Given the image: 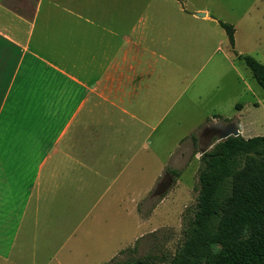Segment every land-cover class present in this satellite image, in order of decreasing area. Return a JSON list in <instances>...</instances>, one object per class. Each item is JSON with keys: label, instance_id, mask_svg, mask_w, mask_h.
Wrapping results in <instances>:
<instances>
[{"label": "crops", "instance_id": "0c3cea01", "mask_svg": "<svg viewBox=\"0 0 264 264\" xmlns=\"http://www.w3.org/2000/svg\"><path fill=\"white\" fill-rule=\"evenodd\" d=\"M202 10L0 0V258L16 249V264L27 252L61 264V252H76L81 219L97 211L103 227L105 218L140 216L136 204L207 123L236 120L239 134L247 130L244 104L230 119L219 113L240 92H223V60L249 90L230 57L247 53L235 39L223 51ZM148 178L143 194L133 189Z\"/></svg>", "mask_w": 264, "mask_h": 264}, {"label": "rangeland", "instance_id": "374dc122", "mask_svg": "<svg viewBox=\"0 0 264 264\" xmlns=\"http://www.w3.org/2000/svg\"><path fill=\"white\" fill-rule=\"evenodd\" d=\"M147 0H124V2H145ZM153 3L171 2V4H182L189 11L203 9L208 11L214 19L212 25L213 38L218 40L221 36V47L223 51L228 50V40L225 31L218 21H226L233 24L235 28L234 50L254 56L264 64V0H149ZM13 3V1H10ZM196 25V24H192ZM209 33H207L208 35ZM216 36V37H215ZM235 62L237 70L244 78L249 90L241 91L242 82L236 80V73L232 69L230 62L223 60L220 83L223 85V92L233 97L235 92L240 91L234 103L222 100L220 115L230 119L236 112L239 105L243 106L244 112L241 121L246 123L247 130L242 131L243 137L264 135V89L256 82L250 69L242 60ZM230 59V60H231ZM217 82V81H216ZM238 104V105H237ZM199 131V130H198ZM198 131L196 134H198ZM210 142L209 149L212 147ZM204 147V141L199 139L185 140L181 146L175 150L173 155V169L176 174L163 172L154 184L143 195L141 201L136 204L140 213L132 212L124 217L103 219L104 225L100 227V222L93 217L83 218L79 221L78 244L76 252L72 258L67 259L65 252L58 256L61 264H104L114 259L124 261L135 257L148 256L153 260L169 263L175 253L182 246L184 241V228L187 221L192 218L195 210L198 195V171L202 167L200 159V149ZM182 154V155H181ZM165 155V154H164ZM159 152L158 166L161 160L165 159ZM168 169V168H167ZM172 170V168L169 167ZM153 174V169L150 172ZM169 174L172 178L170 187L161 195H154L153 190L159 180ZM142 187L133 188L136 191L142 190L144 193L147 185H150L151 178L145 179ZM149 187V186H148ZM137 195V194H136ZM132 203H125L126 211L130 212ZM137 223V219H140ZM141 233V234H140ZM124 249L115 254L121 245ZM135 250H132L134 248ZM33 252H27L25 264H44L43 258L35 256L31 259ZM115 254V255H114ZM16 249L13 257L8 260L0 258V264H16ZM20 260H23L20 259ZM57 260H52L50 264H56Z\"/></svg>", "mask_w": 264, "mask_h": 264}, {"label": "trees", "instance_id": "16d2710c", "mask_svg": "<svg viewBox=\"0 0 264 264\" xmlns=\"http://www.w3.org/2000/svg\"><path fill=\"white\" fill-rule=\"evenodd\" d=\"M219 24L233 47L234 26ZM236 56L264 89V64L249 54ZM200 159L195 210L170 262L144 256L104 264H264V135L228 136Z\"/></svg>", "mask_w": 264, "mask_h": 264}, {"label": "water", "instance_id": "95a60500", "mask_svg": "<svg viewBox=\"0 0 264 264\" xmlns=\"http://www.w3.org/2000/svg\"><path fill=\"white\" fill-rule=\"evenodd\" d=\"M198 16H203V12H197ZM239 135V124L236 120L225 121H212L207 123L199 133V142L204 141V147L200 149V154L209 149L210 142L223 140L228 136ZM172 178L169 174H165L159 180L153 190L154 195H161L170 187Z\"/></svg>", "mask_w": 264, "mask_h": 264}]
</instances>
